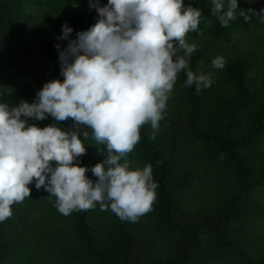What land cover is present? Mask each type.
<instances>
[{"label":"clouds","instance_id":"clouds-1","mask_svg":"<svg viewBox=\"0 0 264 264\" xmlns=\"http://www.w3.org/2000/svg\"><path fill=\"white\" fill-rule=\"evenodd\" d=\"M222 26L235 19L239 0H209ZM98 19L76 33L67 22L57 44L61 76L45 83L35 102L16 106L0 102V222L13 214L12 206L30 197V184L56 198L63 215L73 211L111 210L121 220L137 222L151 211L158 184L153 167H132L128 154L139 143L140 129L160 128L178 74L186 73L184 87L199 93L212 85L211 73L190 67L202 12L185 0H89ZM247 19V17H245ZM213 67L225 66L223 57ZM51 116L56 122L71 118L73 126L30 124ZM23 117V118H22ZM91 129L98 145L107 146L105 159L89 169L79 158L86 153ZM155 133H153V138ZM55 162V164H53ZM91 171L98 179L86 175Z\"/></svg>","mask_w":264,"mask_h":264},{"label":"trees","instance_id":"trees-1","mask_svg":"<svg viewBox=\"0 0 264 264\" xmlns=\"http://www.w3.org/2000/svg\"><path fill=\"white\" fill-rule=\"evenodd\" d=\"M41 1L0 0V58L19 74L23 71L22 58L35 54L21 31L19 6ZM48 1L62 3L64 0ZM185 5L198 7L202 12L198 31L189 32L187 36L210 33L218 41H228L234 34L254 35L263 27L262 20L253 11L236 10V18L224 27L218 15L211 11L209 0H185ZM197 63L198 58L190 61L193 71ZM228 73L238 96L233 103L222 106L223 119L217 131H198L197 119L203 111L202 91L197 93L195 85L184 87L186 73L183 71L177 79L184 95L188 134L223 156L237 175L238 184L227 192L212 220H198V214L191 211L190 180L186 176L180 182L173 180L174 153H166L158 130L152 129L150 124L143 125L141 139L134 148L142 157L143 166L151 164L153 167V178L158 187L152 205V228L161 234V238L147 244L140 234L138 221L121 220L110 209L104 211L102 218L106 220L107 216L110 222L103 225L97 216L94 220L91 209L63 215L54 206L56 198L40 188L36 189L33 197L36 205L31 204L30 211L25 214L17 211L19 223L11 225L10 232H6L5 225L0 222V264H39L46 253L56 259L57 264H145L147 259L153 264H264V226H259L264 225V207L251 201L252 194L264 187V171L257 179H252L249 168L240 157L241 151L254 148L264 135V96L255 108H249L246 67L237 62L229 66ZM240 114L251 117L253 121L242 134L237 135L233 129H236ZM46 121L49 124L58 123L64 130L71 129L74 123L71 118L56 122L51 116ZM168 122L175 125L172 130L177 128L173 113ZM84 129L89 132V137L80 136L86 153L79 161L81 166L91 169L92 153L97 142L92 138L91 129ZM86 175L94 179L91 171ZM37 208H45L51 219L49 224L44 223V227H48L46 234L44 230H39V223L35 227L30 225V234L27 232L24 217H31ZM163 238L167 243L157 252L162 257L160 262L154 254L155 247ZM11 241L13 249H10Z\"/></svg>","mask_w":264,"mask_h":264},{"label":"rangeland","instance_id":"rangeland-1","mask_svg":"<svg viewBox=\"0 0 264 264\" xmlns=\"http://www.w3.org/2000/svg\"><path fill=\"white\" fill-rule=\"evenodd\" d=\"M106 2L107 0H101V6ZM236 10L255 12L263 22L262 29L254 35L234 34L228 41H218L210 33L186 36L189 42L198 44L197 50L191 57V60L198 58L194 72L199 69L205 74L211 73L212 79L211 87L201 90L203 111L197 119L199 132L217 131L223 119L222 106L233 103L237 99V90L228 73L230 65L241 62L246 67L245 84L249 92V108H255L264 96V0H239ZM19 11L22 19V34L34 48L35 54L22 58L23 71L21 74L12 70L10 65L0 58V102L7 103L9 106H16L21 100L29 103L35 102L37 90L45 83L54 79L63 80L56 45L59 43L62 47L67 46L68 41L57 39L62 34V25L65 22L73 28L71 37L75 38L77 32L88 30L98 19L96 10L89 7V0H64L62 3L43 0L39 3L23 4L19 6ZM216 57L225 59V66L222 69L213 67L212 61ZM183 102L182 88L176 82L173 94L167 102L165 118L160 121L158 132L166 153H174L172 157L173 180L180 182L185 178L183 176H186L191 182V194L189 193L191 211L198 214V220L203 221V218L212 220L221 202L226 198L227 192L238 184L237 175L223 156L217 155L211 146L188 134L190 132L186 126L188 115L186 108L183 109ZM171 113L177 119V128L173 130L171 127L175 125L168 122ZM252 121L251 117L240 114L236 129H233L234 133L242 134L252 124ZM29 123H35L41 128L50 125L46 120L34 121L31 118H29ZM82 130H85L84 127ZM105 149L106 145L96 143L91 158L93 166L105 159L107 155ZM240 157L249 168L250 177L257 179L264 171V135L254 148L241 151ZM127 158L131 161L132 167H144L142 157L135 148ZM93 178V182L98 179L95 175ZM29 187L32 189L30 197L25 198L22 203H15L12 206V216L3 221L6 232H10L11 225L15 226L19 223L17 211L25 214L30 211L31 204L36 205L33 198L36 192L35 181ZM37 197L40 198V196ZM251 201L264 207V187L256 194H252ZM91 212L94 220L96 216L101 219V225L109 224L110 221L106 215V220H102L104 211L100 209L99 204L95 209H91ZM47 215L45 208H37L31 217L25 216L27 232L30 234V225L35 227L39 223V230H44L46 234L48 227L46 225L44 227V223L49 224L48 220H51ZM152 216L151 208V211L138 219L140 234L147 244L155 243L161 238V234L152 228ZM259 226L264 225L259 224ZM166 243V239L163 238L155 247L154 257L160 262L162 257L157 252L164 248ZM11 248L13 249L12 241ZM43 259L39 261V264H57L56 259L48 253L43 255ZM18 264L25 263L18 262ZM145 264H153V262L147 259Z\"/></svg>","mask_w":264,"mask_h":264}]
</instances>
